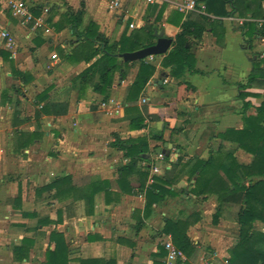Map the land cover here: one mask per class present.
I'll return each mask as SVG.
<instances>
[{"label":"crops","instance_id":"1","mask_svg":"<svg viewBox=\"0 0 264 264\" xmlns=\"http://www.w3.org/2000/svg\"><path fill=\"white\" fill-rule=\"evenodd\" d=\"M185 1L120 0L121 7L110 11L104 0H80L78 6L74 5L78 8L73 13L83 2L78 30L92 20L98 31L113 43L123 32L143 26L150 6H156L149 22L157 26V31L163 30V36L173 39L181 30L175 11L182 18L191 12L204 13L181 9ZM29 3L34 5L33 9L42 6L36 0ZM262 6L264 9V1ZM47 18L44 27L25 25L31 30L27 37L30 34L33 37L31 50L21 63L16 59L19 53L11 50L14 42L9 34L18 35L23 27L4 3L0 4V33L7 32V37L0 34V264H42L46 250L54 248L51 231L63 235L68 248L67 264H81L89 259H101L106 264H225L228 249L237 240L240 204L222 203L218 220L213 223L212 216L219 203L217 196L192 193L195 176L189 177V166L173 168L172 164H177L178 158L182 162L190 158L206 160L210 150L232 149L238 163H251L250 153L220 138L219 133L243 127V102L250 103L246 112L253 113L254 107L264 100V86L238 88V84H246L253 62L259 58L264 60L260 56L264 35L250 37L246 29H241L248 17L231 13L220 17L223 36L219 42L211 28L201 39H192L191 53L197 72L185 71L180 78L173 77L170 67L160 65L163 55L153 57L156 71L137 103L147 105L148 111L159 118H146L144 128L131 130L132 115L125 114L122 101L137 65L128 66L124 78L115 73L106 100L91 86L79 93L75 78L90 62L70 63L61 55L59 59V50L70 51L79 39L69 24L65 28L74 39L65 45H55L58 54L54 52L56 58L52 54L49 58L46 49L53 42L48 37L58 30L55 25L59 28L60 22L49 23ZM239 18L245 21L239 24ZM40 29L42 34H36ZM47 63L51 68L45 70ZM12 67L29 73L28 82L13 76ZM66 73L74 75L66 79ZM180 80L186 84L178 85ZM68 86L69 95L64 90ZM46 88H49L50 100L68 101L66 115L42 114L38 120L34 118L42 105L36 102V96ZM241 91L244 98L239 95ZM54 95L57 97L52 98ZM160 133L163 141L149 139V158L153 165L147 180L131 173L118 182V168L127 160L122 150L110 145L114 136L150 138ZM156 148H161L164 158L156 157ZM138 166L143 170L145 163ZM151 175L171 179L172 183L165 188L174 194L165 193L145 212V191L140 184L149 185ZM64 176H69L77 189L86 188L94 181H107L108 187L95 193L92 207L86 206L83 199L72 197L73 193L59 199L53 196L56 189L37 191ZM168 219L191 222L186 234L194 251L187 256L179 249L182 257L174 261L166 259L162 245L169 234L162 232ZM253 224L264 232V223L256 220ZM16 246H21V250L15 252ZM162 248L165 255L159 256Z\"/></svg>","mask_w":264,"mask_h":264},{"label":"trees","instance_id":"2","mask_svg":"<svg viewBox=\"0 0 264 264\" xmlns=\"http://www.w3.org/2000/svg\"><path fill=\"white\" fill-rule=\"evenodd\" d=\"M199 1L204 3V13L191 12L182 18L180 12H174L178 20L181 21V30L175 34L171 47L160 60L161 67L171 68L170 75L173 77L180 78L185 71L190 73L198 71L195 68V58L191 53L192 39H201L203 33L211 28L212 33L216 35L217 42H219L223 36L220 17L231 13L238 17H248L241 29H246L250 37L254 34L264 35V23H259V20L264 18L262 6L264 0ZM41 7V5L35 7L33 9L34 14L38 15ZM155 7L150 6L143 26L133 29L129 33L123 32L119 40L110 43L108 38L98 31L97 25L92 20H89L81 31L78 30L84 11V3L81 2L75 13L68 12L66 15L67 23L76 37H79L78 42L70 51L59 50L61 57L70 63L90 62L75 78L79 82L78 90L79 93H82L86 87L91 86L94 92L101 95L102 100H106L109 96L115 73L124 78L128 66L137 65L135 77L132 83L126 87L122 101L125 114L132 115L129 119L131 130L144 128L146 118L150 120L159 118L158 115L148 111L147 105L139 106L137 103L147 82L155 73L156 65L145 59L124 62L119 54L154 44L156 40L154 32L157 31V26L153 22H149L148 18L155 12ZM47 21L51 22L50 16ZM261 63H264V60L260 58L253 62L246 84H238L239 89L252 85L264 86V66ZM11 72L13 76H20L24 83L28 82L31 77L29 73L19 71L15 67L11 68ZM181 84H186V82L180 80L178 85ZM48 91L49 88H46L36 96V102H42L41 107L35 112L34 118L36 120L42 114L59 117L68 112V101L50 100ZM239 95L241 98L245 96L242 91ZM250 106V103L243 102V127L241 129H227L219 133L220 138L230 140L242 150L250 153L253 156L250 164L238 163L233 155L234 149L229 151L210 150L206 160L190 158L189 161L182 162L181 158H178V163L172 164L173 168L181 167L183 169L189 166V177L195 176L192 193L195 195L215 194L217 196L219 203L212 216L213 223L218 220L222 203L238 202L240 204L237 212V240L228 249L225 264H264V232L257 229L253 224L256 220L264 223V100L259 106L254 107L253 113L246 112ZM149 139L163 141L161 133L150 136V138L141 136L121 139L117 135L114 136L110 145L122 150L123 156L127 160L118 168V182L124 180L131 173H137L140 178L147 180L149 170L153 165L152 159L146 157L150 152ZM141 162L145 163L143 170L138 166ZM151 178L152 182L149 185L144 182L140 184V187L144 188L145 191V212L165 193L174 194L172 190L165 188V185L172 183L171 179L155 175H151ZM107 187V181H94L86 188L77 189L71 183L70 177L64 176L38 188L37 191L56 189L57 191L53 196L59 199L60 197H70L73 193L72 197L83 199L86 206L92 207L95 193L100 188L107 189ZM190 223L188 219H168L165 221L162 230L163 233L171 234L174 245L187 256L194 251V245L186 234ZM50 240L54 242V248L46 250L45 261L42 264H67L68 248L63 235L51 231ZM21 248V246H16L14 251L17 252ZM164 255L165 251L162 248L159 256ZM101 262L107 263L101 259H89L81 261V264H99Z\"/></svg>","mask_w":264,"mask_h":264},{"label":"rangeland","instance_id":"3","mask_svg":"<svg viewBox=\"0 0 264 264\" xmlns=\"http://www.w3.org/2000/svg\"><path fill=\"white\" fill-rule=\"evenodd\" d=\"M78 1L80 0H36V2L41 3L42 4V8L47 7L49 9V11L44 15V17H49L51 18V21H56L59 20L60 23H58L60 25V27H57V31H55L51 37H48V41L49 39L51 40L50 42H53L52 44H50L46 51L47 54L50 57V54L56 52L58 54L57 49L54 48V46L56 45H65L67 44V42L72 41V39H74L73 35L70 33V31L68 30V28H65L68 23H67V13L69 12H74V10L78 7ZM77 3V4H76ZM76 4V6H74ZM74 9V10H73ZM19 23V22H18ZM19 25H21L23 27V32L20 31L18 35H15L13 33V36L11 34H9V36H11L12 41L14 42V47L13 49L11 48V50L13 51H17L19 53V55H17L16 59L19 60L21 63L25 62L24 58L26 57V55L30 52V40L33 37V34H30L27 37V34L29 31V28L25 25H22L21 23H19ZM50 26V25H49ZM53 27V26H52ZM44 29V28H43ZM43 30H37L36 34H42ZM67 48V47H64ZM260 50V43H258V47H257V52L259 53ZM60 54H58V57L60 59ZM48 58V57H47ZM26 60V59H25ZM148 62H154L153 57H147L145 59ZM51 65H49V63H47V65L43 68V69H48L51 68ZM5 70H8V66L5 68ZM74 73H66V79L72 78L71 76H73ZM64 76V75H63ZM71 80V79H70ZM67 83V82H66ZM65 83V84H66ZM50 88L53 87L52 84H50ZM64 90L66 91L65 94L69 95L70 94V87H65ZM59 95H61V93H58ZM57 96H53L52 98H56Z\"/></svg>","mask_w":264,"mask_h":264},{"label":"built area","instance_id":"4","mask_svg":"<svg viewBox=\"0 0 264 264\" xmlns=\"http://www.w3.org/2000/svg\"><path fill=\"white\" fill-rule=\"evenodd\" d=\"M104 1L106 2L107 9L110 11H116L121 7L120 0H104ZM146 1L153 2V0H146ZM1 3H4L6 8L22 25L31 24L32 27L34 28L44 27L46 20V17H44V15L48 11L47 7L41 9L39 14L36 15L33 12L34 5L29 3V0H0V4ZM180 7L181 9L186 11H197V12L202 11L204 8L203 4L199 0H186L184 4H182ZM237 20L239 24H242L245 21V19H240V18ZM262 21L264 22V20ZM130 27H133V25L130 24ZM45 30L47 31L48 28L46 27ZM0 34L3 37H7V32L5 30H2ZM8 41L10 40L8 39ZM8 44H10V42H8ZM260 56L264 58V37L262 38V47L260 50ZM51 57L56 58V54H52ZM156 157L161 159L163 158V155L157 154ZM154 171H156V168H154ZM162 245L166 251V259L168 261H174L177 258L182 257V252L174 245L170 234L166 236Z\"/></svg>","mask_w":264,"mask_h":264},{"label":"water","instance_id":"5","mask_svg":"<svg viewBox=\"0 0 264 264\" xmlns=\"http://www.w3.org/2000/svg\"><path fill=\"white\" fill-rule=\"evenodd\" d=\"M154 36L156 38L154 44L134 51L120 53L119 57L124 62H132L145 59L149 56L156 57L164 55L171 47L173 39L163 36V30L155 31ZM154 154L163 155L161 148H156ZM166 154L169 155V152H166ZM146 157H151V154H147Z\"/></svg>","mask_w":264,"mask_h":264}]
</instances>
